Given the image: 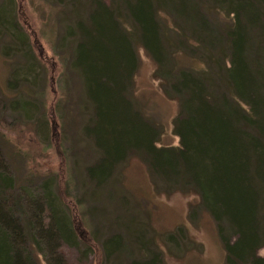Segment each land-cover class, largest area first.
<instances>
[{
    "label": "trees",
    "instance_id": "16d2710c",
    "mask_svg": "<svg viewBox=\"0 0 264 264\" xmlns=\"http://www.w3.org/2000/svg\"><path fill=\"white\" fill-rule=\"evenodd\" d=\"M84 1L87 12L70 34L77 41L71 64L93 110L85 128L99 152L86 168L93 187H104L130 154H140L157 189L161 182L169 192L198 195L226 264H264V0ZM2 18L0 11L1 28ZM135 40L179 101V146H158L161 131L130 97L140 61ZM3 52L9 56L10 47ZM186 58L204 68L184 66ZM10 168L0 146V264H42L40 255L47 264H66L59 249L76 246L73 223L49 191L26 204ZM106 242L107 250H121L119 237ZM128 264L164 262L148 250Z\"/></svg>",
    "mask_w": 264,
    "mask_h": 264
},
{
    "label": "rangeland",
    "instance_id": "374dc122",
    "mask_svg": "<svg viewBox=\"0 0 264 264\" xmlns=\"http://www.w3.org/2000/svg\"><path fill=\"white\" fill-rule=\"evenodd\" d=\"M77 3L0 0V146L20 183L18 192L27 204L49 191L73 223L76 246L64 242L59 249L66 264H128L148 250L159 251L164 264H226L216 223L198 195L169 192L161 182L157 189L142 155L130 154L102 188L89 180L86 168L99 152L85 133L93 110L71 64L77 41L70 34L87 12L84 0ZM135 46L140 61L130 97L161 131L157 145L179 146V101L163 89L156 63L139 40ZM183 65L204 68L192 58ZM195 204L199 216L192 219ZM112 237L120 238V251L107 250ZM258 254L264 257V248ZM40 260L47 264L44 255Z\"/></svg>",
    "mask_w": 264,
    "mask_h": 264
}]
</instances>
